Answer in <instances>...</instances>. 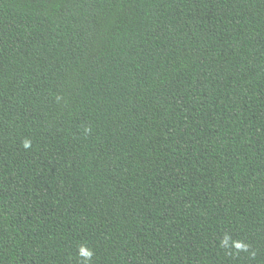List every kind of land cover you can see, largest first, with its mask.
Listing matches in <instances>:
<instances>
[{
	"label": "trees",
	"instance_id": "trees-1",
	"mask_svg": "<svg viewBox=\"0 0 264 264\" xmlns=\"http://www.w3.org/2000/svg\"><path fill=\"white\" fill-rule=\"evenodd\" d=\"M0 264H264V0H0Z\"/></svg>",
	"mask_w": 264,
	"mask_h": 264
}]
</instances>
